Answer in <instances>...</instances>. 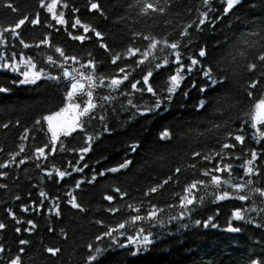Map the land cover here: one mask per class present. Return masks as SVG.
Listing matches in <instances>:
<instances>
[{"label":"snow or ice","instance_id":"6c2138e0","mask_svg":"<svg viewBox=\"0 0 264 264\" xmlns=\"http://www.w3.org/2000/svg\"><path fill=\"white\" fill-rule=\"evenodd\" d=\"M242 2L221 0L220 15H214L217 10L212 0H200L199 7H184L183 0H114L107 9L102 0H85L86 15L124 25L127 43L114 51L105 33L86 22L81 7L75 4L70 7L69 0H37L34 10L25 12L14 0H0V8L11 14L20 13L11 23L0 25V70L18 74L21 78L14 80V84L38 86L40 81H51L62 85L64 90L63 107L40 115L31 128L23 126L19 119L0 122L3 130L23 129L12 149L0 145V196L8 197L2 200L5 215L0 219V232H6L11 224L18 237L15 252L0 241V264H25L27 246L32 241L21 234L31 236L37 229L33 219L18 215L14 204L21 202L20 213L43 214L46 210L56 220L62 219L63 203L79 213H87L89 210L77 195L82 185H95L100 178L118 180L120 176H128L136 165L132 157L143 147L142 142H131L127 148L131 155L126 154L117 165L103 170L91 168L86 158L105 134H113L110 125L113 114L124 112L130 119L159 115L174 103L183 82L192 74L202 76L205 84L199 88L204 98L198 100L197 113L213 110L208 122L198 126L202 129L198 135L203 138L200 146L185 153L179 165L170 166L159 178L150 177L147 184H136L134 190L132 185L114 184L110 193L102 195V202H107L102 204L103 212L112 217L120 213L121 219L115 223L101 218L91 221L98 231L92 242L85 245L84 264H102L99 257L114 246L137 255L141 248L153 244L152 229L157 226L176 222L180 228H217L211 216L206 220L196 218L198 209L206 203L250 201L247 207L233 209L225 231L242 232L243 227L235 224L237 221L264 228V20L259 32L241 35L249 49H255L241 53L246 97L252 101L244 118L237 116L233 120L231 105L223 98L215 103L208 98L209 88L216 91L217 86L230 78L227 61L218 56L209 61L207 47H200L197 55L185 59L198 34L209 29L215 31L223 18ZM41 27L46 31L39 39L25 38L26 29L35 31ZM54 33H63L67 40L75 42L72 50L56 43ZM249 36L259 37V47L256 41H249ZM90 42L98 47L89 48ZM32 50H36L34 55L30 54ZM104 54L107 56L102 59ZM109 60L114 66L112 71H102L101 66ZM173 64L175 73L158 89L154 70ZM137 70L139 78L135 75ZM9 91L8 87H0V93ZM257 91H261L259 97ZM183 95L187 97L189 93ZM241 119L243 122L238 123ZM34 132L44 133L46 140L37 143ZM177 135L176 130L165 126L154 144L166 152ZM29 167L42 177L40 183L51 180L62 186L66 178L84 175L64 192L66 200L40 190V200L28 202L20 188L36 187L28 178ZM141 168L146 170V164ZM86 170H90V176ZM165 193H169V198L161 206L160 198ZM27 195L30 198L31 191ZM249 213L259 215V221L250 218ZM186 220L188 223H180ZM48 231L55 233L56 229L50 227ZM60 235L68 239L63 228ZM44 252L48 258L56 259L62 248L46 246ZM244 264H264V255L259 258L249 255Z\"/></svg>","mask_w":264,"mask_h":264},{"label":"trees","instance_id":"16d2710c","mask_svg":"<svg viewBox=\"0 0 264 264\" xmlns=\"http://www.w3.org/2000/svg\"><path fill=\"white\" fill-rule=\"evenodd\" d=\"M14 2L21 9V12L32 11L37 4V0H14ZM111 2L114 0H102L106 9L109 8ZM212 2L217 10L214 15H220L221 0H212ZM69 3L70 7L72 4L81 7L82 18L86 22L96 25L105 33L107 42L114 46V51L125 46L127 36L123 24L116 25L97 16L86 15L83 12L85 0H69ZM183 3L184 7L200 6V0H183ZM19 14H11L8 10L0 8V25L11 23ZM111 15L114 16L116 13H111ZM262 20H264V0H243L233 13L223 18L215 31L209 29L198 34L192 47L185 53V59H187L188 56L197 55L200 47H207L209 61L212 60V57L217 56L222 61H227L231 68L230 78L222 86H217L216 91L209 88L208 98L212 99L214 103L217 102L218 98L227 101L231 105L230 114L233 120H236L237 116L244 118V113L252 103L246 97L245 85L247 80L243 73L244 59L241 53L247 54L248 51H255V49H249V45L241 39V35L250 31L259 32ZM233 25L235 28H232ZM138 27L143 29L144 25H138ZM45 31L46 29L43 27L35 31L28 28L25 31V38L28 40L39 39ZM53 39L56 43L64 45L69 51L72 50L75 43L67 40L63 33H54ZM248 39L250 42L256 41L257 47H259V37L249 36ZM97 47V45L89 43V48ZM35 51L32 50L30 54L34 55ZM99 52L102 53L103 50H99ZM106 56L107 54H104L102 59ZM234 57L235 60H233ZM101 67L102 71L110 72L114 66L110 64L109 60ZM146 70H148L147 67ZM175 70L174 64L154 70L155 86L162 89L169 76L175 73ZM135 75L139 78V70ZM20 78L18 74L0 70V87L10 89L7 93H0V122L9 120L14 122L19 119L23 126L31 128L33 121L40 115L58 111L60 107H63L64 90L62 85H57L51 81H40L38 86L13 83L14 80ZM193 83H196L195 88L192 87ZM202 86H205L202 76L196 74L189 76L183 82L182 91L177 94L174 103L166 110L161 111L159 115L130 119L128 114L124 112H120L119 115L113 114V118L110 120L113 134H105L100 141L94 144L93 151L86 158L91 168L103 170L117 165L126 154L131 155L127 151L128 144L131 142H142L143 147L137 155L132 157L136 161V165L128 176H120L118 180L100 178L95 185H82L81 189L77 191V195L79 202L89 210L87 213H79L63 203L62 219L56 220L46 210L43 214H24L19 212V203L21 202L13 205L21 218H30L37 223V229L31 236H28L27 233L21 234L32 241L27 246L28 251L24 256L25 264H84L85 245L92 242L98 231L91 221L101 218L115 223L121 219L120 213L112 217L103 212L102 204L106 205L107 202H102V195L110 193L114 184H120L121 187L132 185L133 190L136 184H147L150 182V177L159 178V174L168 172L170 166L179 165L185 153L200 146L199 142L203 138L198 135V132L202 130L198 126L206 124L208 118L213 115L212 109L206 113H197L196 111L198 100L204 98V94L199 91ZM183 92H188L189 95L185 97ZM260 95L261 91H257V97ZM237 122H243V119ZM165 126L176 130L178 133L177 138L166 152L154 144L159 131ZM22 130V127L9 130L0 129V145L12 149L17 135ZM33 135L38 136L37 143H42L47 138L44 133L34 132ZM56 163L59 165L60 161L57 160ZM142 164H146V170L141 168ZM86 173L89 176L91 174L90 170H86ZM82 175L84 174H74L73 177L66 178L62 186L53 183L51 180L40 183L42 177L29 167L28 178L31 183L36 184V187L24 186L20 188V191L23 193L24 200L28 202L39 201L40 190L46 191L49 196L59 195L62 200H66L64 192L69 190L74 185L75 180L81 178ZM25 183L27 184V182ZM13 191L15 192L17 189L13 188ZM29 191L32 193L30 198L27 195ZM7 198V196H0V219H3L5 215L2 210V200ZM168 198L169 193H165L160 198L161 206H163L162 201ZM250 203L249 201L245 204L235 199L218 204L206 203L198 209L196 218L206 220L211 216L214 218L213 222L218 225L217 228H180L179 224L172 222L165 227L153 228V236L151 237L153 244L141 248L137 255L132 256L129 249L114 246L104 252L99 259L102 264H213V262L214 264H244L249 255L256 258L264 255V228L257 229L255 226L237 221L235 224L243 227L242 232L228 233L225 229L231 219L233 209L247 207ZM249 217H255L257 221L260 219L256 213H249ZM180 223H188V221ZM50 227H55V233L48 231ZM61 228L67 231V240H64L60 235ZM0 241H5L13 252L16 251L18 237L11 224L6 232H0ZM46 246L60 247L62 252L58 258L50 259L44 252ZM130 247L133 251L135 250L134 246Z\"/></svg>","mask_w":264,"mask_h":264}]
</instances>
